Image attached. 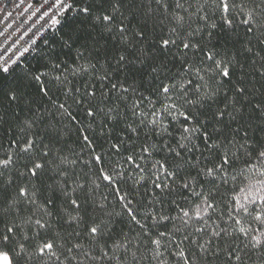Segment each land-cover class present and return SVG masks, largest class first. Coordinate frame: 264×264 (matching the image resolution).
Segmentation results:
<instances>
[{"label":"snow or ice","instance_id":"snow-or-ice-1","mask_svg":"<svg viewBox=\"0 0 264 264\" xmlns=\"http://www.w3.org/2000/svg\"><path fill=\"white\" fill-rule=\"evenodd\" d=\"M21 5L0 264H264V0Z\"/></svg>","mask_w":264,"mask_h":264},{"label":"built area","instance_id":"built-area-1","mask_svg":"<svg viewBox=\"0 0 264 264\" xmlns=\"http://www.w3.org/2000/svg\"><path fill=\"white\" fill-rule=\"evenodd\" d=\"M19 3L20 0H0V9H3L0 10V32L3 33L0 35V46L2 47H8L14 41L20 40L22 36L24 40H27L28 37L23 34L36 19L35 17L28 19L31 10L23 12L24 5L16 8L15 5ZM8 12H11V16L7 15Z\"/></svg>","mask_w":264,"mask_h":264}]
</instances>
